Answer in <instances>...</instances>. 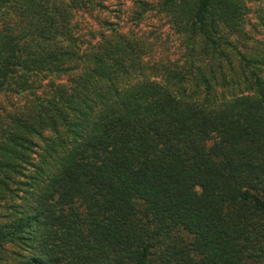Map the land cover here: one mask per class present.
Segmentation results:
<instances>
[{"label": "trees", "instance_id": "16d2710c", "mask_svg": "<svg viewBox=\"0 0 264 264\" xmlns=\"http://www.w3.org/2000/svg\"><path fill=\"white\" fill-rule=\"evenodd\" d=\"M250 1L159 0L169 59L112 24L82 40L102 0H0V264H264Z\"/></svg>", "mask_w": 264, "mask_h": 264}, {"label": "rangeland", "instance_id": "374dc122", "mask_svg": "<svg viewBox=\"0 0 264 264\" xmlns=\"http://www.w3.org/2000/svg\"><path fill=\"white\" fill-rule=\"evenodd\" d=\"M143 2L141 5V3ZM159 0H102V8L90 13L78 12L75 14L73 23L75 32L85 42L99 39V32L108 31V25L112 24L120 32H132L157 43L153 56L155 58L179 57L178 43L174 40V34L165 18L154 11ZM148 6L149 10L143 13V18L136 23V13ZM256 3L250 1V13L248 24L252 28L256 22ZM137 24V25H136Z\"/></svg>", "mask_w": 264, "mask_h": 264}]
</instances>
